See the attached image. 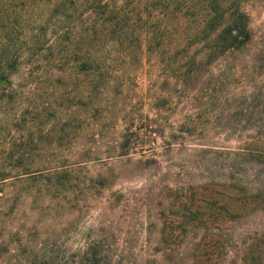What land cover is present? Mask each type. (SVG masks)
Masks as SVG:
<instances>
[{
	"label": "rangeland",
	"instance_id": "obj_1",
	"mask_svg": "<svg viewBox=\"0 0 264 264\" xmlns=\"http://www.w3.org/2000/svg\"><path fill=\"white\" fill-rule=\"evenodd\" d=\"M247 10L250 47L219 59L190 92L173 94L164 137L144 147L156 150L154 164L142 151L110 161L106 151L119 141L131 106L157 117L155 97L169 96L162 58L140 54L125 63L113 55L117 79L97 99L90 72L62 77L54 61L59 48L45 49L41 65L13 77L17 95L0 108L7 140L41 150L24 157L38 166L30 175L0 188V264H264V0H250ZM182 34L174 30L173 40ZM89 54L77 47L68 63ZM187 112L199 123L197 134L171 141ZM82 146L96 155L81 158ZM57 166L67 169L53 174ZM110 168L112 187L91 182ZM192 205L209 227L195 236L181 228L188 223L182 209ZM163 224L174 231L160 245Z\"/></svg>",
	"mask_w": 264,
	"mask_h": 264
},
{
	"label": "trees",
	"instance_id": "obj_2",
	"mask_svg": "<svg viewBox=\"0 0 264 264\" xmlns=\"http://www.w3.org/2000/svg\"><path fill=\"white\" fill-rule=\"evenodd\" d=\"M150 1L147 7H136L130 0H0V108H6L17 95L13 77L30 63L41 65L42 53L48 48L61 50L54 61L60 63H55V67H62L59 70L62 77L74 78L77 72L92 74L90 94L96 99L105 96L117 79V72L112 67L113 57H116L113 55H118L125 63L140 54L162 58L161 64L167 70L164 81L168 85V91L162 92L169 96L155 97L153 108L158 112L157 117L145 114L141 106L139 109V103L131 106L124 115L125 127L119 141L106 151L109 161L131 158L142 151L143 156L150 155L146 163H157L156 150L147 152L144 147L146 141L155 144L158 138L164 137L165 113H170L172 107L170 98L179 90L190 92L192 83L200 80L219 59L245 52L254 40V32L247 10L250 0ZM22 11L26 12L25 18ZM23 26L27 30L24 37ZM50 30L55 36L52 40L47 39ZM172 30H183V34L173 40ZM77 47L83 56L88 50L89 58L69 64ZM22 113L19 122H23L28 114L27 110ZM37 116H40L39 112ZM183 119L175 125L177 128L170 136L171 141H178L180 134H197L199 123L193 113L187 112ZM1 121L2 116L0 188L14 176L30 175L37 165L24 157L27 152L41 150L37 146L29 149L10 145L7 140L10 134L6 131L8 122L4 123L7 127H3ZM68 126L66 122L64 129ZM141 144L144 146L139 149ZM79 154L86 161L96 155L84 147L79 148ZM79 163L84 165L86 162ZM66 169V166H57L51 172L58 174ZM113 173L111 168L99 172L91 182L97 187L110 188L116 178ZM199 208L192 205L182 209L183 216L180 217L188 223L181 224V228L187 235L195 236L209 228L203 224L204 214ZM173 231L168 224H163L159 244L168 242L166 239ZM0 243L4 246V242ZM3 246L0 244V248Z\"/></svg>",
	"mask_w": 264,
	"mask_h": 264
}]
</instances>
